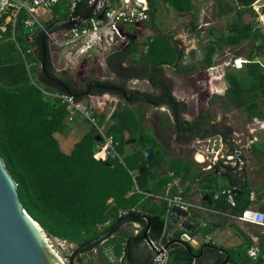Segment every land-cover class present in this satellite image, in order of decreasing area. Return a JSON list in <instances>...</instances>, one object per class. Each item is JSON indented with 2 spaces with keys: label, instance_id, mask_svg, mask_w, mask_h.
<instances>
[{
  "label": "trees",
  "instance_id": "trees-1",
  "mask_svg": "<svg viewBox=\"0 0 264 264\" xmlns=\"http://www.w3.org/2000/svg\"><path fill=\"white\" fill-rule=\"evenodd\" d=\"M149 1V17L146 25L156 28L155 10L162 0ZM173 8L181 10L190 6L191 0H163ZM204 1V0H201ZM218 5V14H230L232 21H226V29L215 31L208 27L200 45V59L203 67L214 63V56L226 48H233L245 43L249 49L245 54L248 60L237 71L225 73L226 88L218 95L223 111L241 110L246 119L262 117L260 101L264 99V68L257 62L264 52V26L259 15L264 13V5L255 9L256 0H213ZM87 5L86 0H79L70 11L67 1H58L50 7L51 17L43 21L46 27L50 22L77 15ZM9 7L0 10V156L5 162L10 175L17 183V193L27 213L38 223L47 237H56L74 245L82 244L106 230L123 212L144 213L150 218L148 237L165 244L163 235L167 201L165 197L179 195L181 199L199 194V203L207 208V215L197 212L193 206L188 209L203 220L196 230L203 235L221 228L233 216L251 204V186L242 172L222 169L219 177L214 172L218 163L209 170L188 157H173L168 154L158 137L146 125L140 110L128 104L119 105L109 115L97 112L89 107L91 116L103 132L112 137V144L117 155H104L101 146L104 143L96 127L88 120V127L77 139L69 152L62 151L55 132L64 131L70 112L67 105L58 98L47 96L41 88L48 91L64 90L49 83L40 71L41 52L37 44L41 30L34 36L24 24L28 13L20 7L14 20L6 21ZM199 10L194 8L189 19V30L197 37L201 28H196L195 21ZM55 28L53 31L60 29ZM233 28L231 31L230 29ZM88 53L85 54V56ZM179 57L176 44L167 32L157 30L141 40L129 36L126 43L107 53L105 63L114 84L124 88L131 72L136 73V66L146 64L147 71L159 63L173 64ZM47 70L58 76L71 90L83 91L88 80L109 83L110 79L84 75L83 80L75 82L72 73L60 76L51 65L48 55ZM196 68L185 67L179 63L175 71L183 72ZM67 71V70H63ZM110 90L92 88L91 94L100 95ZM136 97V96H134ZM84 101L85 97H75ZM213 101V100H211ZM166 125H171L169 116H165ZM213 133L218 129L213 126ZM232 129L223 134L224 142L234 153L236 144L232 141ZM99 135V137H98ZM135 138L131 143L126 140ZM151 146L154 157L147 160L143 149ZM240 156V155H239ZM180 183L190 179V183L179 189L172 180ZM196 183V188L192 187ZM168 188V189H167ZM167 189V192H166ZM230 190L234 204L227 200ZM206 195L203 199L202 195ZM210 200V202H209ZM137 222L140 235L146 225L144 219L122 217L103 242L85 248L77 261L82 264L81 254L95 249L102 264H119V257L125 252V240L133 232L122 224ZM121 227V229H119ZM259 253L255 259L247 254L250 240L227 248L233 264H259L264 260V233H259ZM141 240H132L131 244ZM168 250L169 263L192 261L197 251L190 245L184 247L172 244ZM220 255L216 250L211 249ZM112 255V260L108 255ZM200 263L199 259H194Z\"/></svg>",
  "mask_w": 264,
  "mask_h": 264
},
{
  "label": "water",
  "instance_id": "water-1",
  "mask_svg": "<svg viewBox=\"0 0 264 264\" xmlns=\"http://www.w3.org/2000/svg\"><path fill=\"white\" fill-rule=\"evenodd\" d=\"M97 1L98 0H93L90 4L86 5L85 8L74 18L54 20L41 30L39 43L37 44L41 52L40 71L49 83L61 87L64 92L73 97H85L88 99L91 95V89L98 88L116 91L122 96H126L127 99L131 98L132 95H137L140 98L147 100L148 98L138 89H133L127 94L126 90L122 87L92 79L87 81L85 90L74 91L71 90L58 76L49 73L47 70L46 63L49 55L47 33H51L57 27H67L85 22L87 18L93 14ZM7 2L8 0H0V10L5 7ZM101 16V13L98 14V17ZM259 17L260 22L264 24V13H261ZM230 30L232 31L233 28ZM37 31H39V28L35 27L30 30V33L34 36ZM113 103L114 98L111 100V105H113ZM67 108L68 111L71 110V106H67ZM134 140L135 138H130L126 140V143H131ZM211 141L215 142V149L219 148V145H221L219 152L216 154V160L219 159L220 152H222L223 155H231L229 147L225 144L219 134H214L211 137ZM235 153V155H232L229 158L224 156L222 158L223 162L220 163V166L226 168V170L235 171L239 166V155L237 154V150H235ZM143 154L147 160L154 157L151 146L145 147L143 149ZM231 162H235V165L232 167H225L226 163ZM203 197L206 198L207 196L204 194ZM122 217L144 219L146 225L140 235H136L138 232L136 230L132 235H129L126 238L125 252L119 257V264H124V258L133 254L132 240L145 241L150 250L148 264H153V255L157 253V251L154 249L153 241L148 237L150 218L147 214L137 212L121 213L106 230L82 244L75 245L69 253L67 261H65L58 254L38 223L23 207L17 193V183L10 175L4 160L0 156V264H81L77 261V256L88 246L103 242L117 227ZM199 225L200 220L188 208L173 203L166 211L165 215L163 229V235L166 236V242L164 244L165 248L168 249L173 243L180 244L187 248V236L195 234V230ZM203 246H209L213 250H218L220 255L213 251L204 253L202 247L197 254L192 255L194 259L200 257L205 258L209 264H233L227 251L210 244H204ZM142 253H145V251L142 250ZM194 259L192 261L175 264H201Z\"/></svg>",
  "mask_w": 264,
  "mask_h": 264
},
{
  "label": "flooded vegetation",
  "instance_id": "flooded-vegetation-1",
  "mask_svg": "<svg viewBox=\"0 0 264 264\" xmlns=\"http://www.w3.org/2000/svg\"><path fill=\"white\" fill-rule=\"evenodd\" d=\"M169 36L176 44L179 55L176 61L173 64L159 63L151 66L149 71H147L148 66L146 64H141L136 66V73H129L132 77L125 81L124 89L127 94L133 89H138L148 99H142L137 95H132L131 98L127 99L126 96L110 90L111 92L109 94L115 98L113 108L124 104L138 108L143 115L145 123L148 122L146 124L158 137L160 143L166 147L167 151L169 149H178L180 156L185 157L193 149L194 144H202L204 150L211 151L212 148H215V142L211 141V137L215 134L212 130L213 126L218 129V133L216 134H219L224 141L223 134L229 131V125L225 121L224 115L220 119L213 117L214 112L212 106L214 101L211 100L216 98V96L212 98L216 94L210 92L208 81L206 83L201 82L203 76L199 72H195L193 69L183 72L167 71V68L175 71L179 63L185 64V67H192L193 62H185L184 58L190 52L196 50V47H194L195 42L191 40L185 42L186 36L177 37L175 34H169ZM91 70L85 73L83 70L77 71L73 80L75 82L82 81L84 75L92 74ZM66 73L68 72L62 71L60 76H65ZM203 75L206 80L209 78L207 71ZM92 77L95 76L92 75ZM109 81L110 84L121 87L120 85L114 84L113 80L110 79ZM130 81L132 83L142 81L147 85V88L130 85ZM218 106H221V104ZM166 115L171 119L170 126L165 123ZM234 134L235 132L231 131L232 141L237 145L239 140L234 139ZM204 154L213 156L212 152H204ZM221 154L223 153H220L218 160L215 159L212 163L209 162L208 165L210 166L204 169L209 170L214 163H218V167L213 170L216 174H221L222 169H226L220 166V163L223 162ZM234 165L235 162H231L225 165V167H232ZM129 224L131 222L124 223L122 227L129 228ZM137 229L139 231L140 226ZM130 230L133 232V229ZM132 245L133 254L124 258V264H148L150 254L145 241L141 240ZM142 250L145 253H142ZM81 262L83 264V260Z\"/></svg>",
  "mask_w": 264,
  "mask_h": 264
},
{
  "label": "built area",
  "instance_id": "built-area-1",
  "mask_svg": "<svg viewBox=\"0 0 264 264\" xmlns=\"http://www.w3.org/2000/svg\"><path fill=\"white\" fill-rule=\"evenodd\" d=\"M58 1H67L69 3L70 11H72L76 2L79 0H8L5 6L10 8V13L5 17V20H14L19 8L23 7L28 13L27 17L24 19V24L30 29L37 27L40 30H43L45 26L43 25V21L37 16L35 9H50V7ZM92 1L93 0H86L87 5ZM100 13L102 16L98 17V14ZM75 16L76 15H71L67 18H74ZM148 17V0H98L93 14L87 18L85 22L72 26L61 27L56 31L47 33L48 45L49 40L53 39L54 42L63 46L61 52H64V57L67 62L74 63L81 54H85L94 48L103 47L105 44H109L114 41L115 36H128L129 28L133 25L145 24ZM0 29L3 30L4 26H1ZM249 61L252 60H248L244 56H231L227 60H224L222 65H220L219 62H216L207 67L206 71L209 75L210 81L215 84V82H218V79L224 75V66L240 68L244 63ZM255 61L259 62L258 59H255ZM261 65L264 68V65ZM41 89L47 96L58 98L61 102L66 103L67 106H71L68 119H71L72 112H80L84 115L87 120L96 127L99 135L104 140V143L101 146L103 154L105 156L108 154L118 156L113 147L111 135L103 132L102 126L97 124L94 117L91 116L89 110V107L92 106L103 111L107 102L109 106L110 97L108 95H90L87 99V103L91 105H88L89 107H87V105H83L81 101L75 100V97L67 94L66 92L48 91L44 88ZM214 91H218L217 88H215ZM204 152H212L215 160L216 154L219 151L218 149L212 148L211 151L204 150ZM224 156L230 157L229 155L221 154L222 158ZM209 166L210 165H207V167ZM226 192L228 202L233 205L234 200L230 190H227ZM165 199L167 201V210L173 203H177L184 208L191 206L189 202L181 199L179 195L165 197ZM236 217L241 221L264 226V213L252 207L244 208ZM153 246L157 251V253L153 255V264H170L168 262V250L165 248L164 243L160 240L156 242L153 241Z\"/></svg>",
  "mask_w": 264,
  "mask_h": 264
},
{
  "label": "rangeland",
  "instance_id": "rangeland-1",
  "mask_svg": "<svg viewBox=\"0 0 264 264\" xmlns=\"http://www.w3.org/2000/svg\"><path fill=\"white\" fill-rule=\"evenodd\" d=\"M231 2L230 0H228ZM264 5V0H256L253 3V7L255 9H260V7ZM197 7L199 10L197 19L195 21L196 28H201V36L197 37L193 32H190L189 30V19L191 17V13L193 12L194 8ZM260 16V15H259ZM230 22L234 18L230 14H222L219 16L218 14V5L213 0H191L190 6L187 9L182 8L181 10L177 8H173L169 6V4L165 1H161V3H158L155 10V17H154V23L156 25V28H150L145 24H139V25H133L131 28L128 29V36L123 37H117L115 36L114 41L110 42L109 44H105L103 47H97L93 50H90L87 52L88 54L85 56V54H81L78 56L77 61L74 63H69L64 57V52H61V49L63 46L59 45L57 42H54L53 39L49 40V56L52 63L53 70L58 74L63 70H67L68 73H72V75H76L77 71L83 70L84 73L88 72V70H91V73L97 77V78H110L112 74L108 71V68L105 63V57L108 52H110L113 48H116L117 46H120L121 44L125 43L129 36H134L136 40H141L145 36L149 34H154L157 30H160L162 32H167L171 35L175 34V36H186L185 42L193 41L195 42L194 47H196V50L190 52L186 58H184L185 62H193L196 63V68L193 71L199 72L203 76V79H201L202 83H206L208 81L210 92L215 93L216 95H212V98H216L213 100V117L220 119L224 114L226 115V120L231 121V128L235 129L234 139L239 140V143L246 142L248 132H245L243 130L242 124L240 123L241 119V113L240 110L237 112L234 110V112H225L222 110L220 105V102L218 100V95L222 94L224 92V88L220 85L218 87L213 86V82L210 81L208 78L207 80L204 78V72H206L207 67H203L202 64L199 61L200 59V45L201 41H199V38L201 39L202 36H204L206 29L208 27H212L215 31L225 30L226 27V21L225 19ZM260 21V17H259ZM261 29L264 31V26H261ZM190 32V33H189ZM193 36V37H191ZM191 37V38H190ZM249 49V44L245 43L243 45L233 47V48H226L223 53L219 54V58L217 59V62L222 65L224 60H227L231 56H244L246 52ZM263 56L261 60L264 63V52L261 55ZM168 72H176L171 69L167 68ZM219 80V79H218ZM218 83V82H216ZM130 85H134L136 87L140 88H147V85L142 81H137L135 83L129 82ZM214 87V89H213ZM215 88H217L218 91H214ZM212 93V94H213ZM111 108L107 104L104 106L103 112L106 113V115L110 112ZM225 112V113H224ZM72 117L82 118L84 124H82L83 127L87 128L88 124L87 118L82 115L80 112H72ZM240 114V115H239ZM148 123V122H146ZM147 125V124H146ZM257 125V124H256ZM148 126V125H147ZM258 137L262 138L264 137V132H254ZM55 136L60 144V147L62 151L69 152L71 149L73 143L79 139L80 136L72 135L69 133L61 132H55ZM197 152H200L203 155V160H201V166L203 169L208 168L207 165L209 162H213L214 157L210 155L204 154V146L202 144H194L193 149H191L190 153L186 154L185 157H188L194 161L193 156L196 157ZM191 153H193L191 155ZM168 154L170 156L178 157L180 156V152L178 149H169ZM197 159V158H196ZM229 163H226L228 165ZM190 182V179H187L183 182L181 185V188L183 189L184 186ZM51 244L54 246L58 254L67 261L68 255L75 246L72 243H69L65 240L56 238V237H48ZM83 264H102L101 258L98 255L97 250H90L83 254H81ZM110 259L114 260L115 258L112 255H108Z\"/></svg>",
  "mask_w": 264,
  "mask_h": 264
},
{
  "label": "crops",
  "instance_id": "crops-1",
  "mask_svg": "<svg viewBox=\"0 0 264 264\" xmlns=\"http://www.w3.org/2000/svg\"><path fill=\"white\" fill-rule=\"evenodd\" d=\"M35 12L37 16L42 20L45 21L51 17V11L50 9H44V8H36ZM245 57V55H244ZM263 56H259L257 59L259 60V64H263V61L261 60ZM219 58V54H216L214 56V63L217 62V59ZM213 63V64H214ZM262 66V65H261ZM224 75L220 77L218 83L215 82L214 86H222L224 89L226 88V81H225V73L229 70L237 71L240 68H232L230 66H224ZM112 76H110L111 78ZM110 78H100V79H110ZM108 95L110 98L109 106L111 108L110 112L114 109L113 105H111V100L114 98L111 96L108 92L102 93ZM93 95V94H91ZM96 95V94H94ZM115 100V98H114ZM86 100L81 101L83 105H86ZM87 105H91L88 104ZM260 107L261 112L263 113L262 117L253 116L251 119H246V114L240 110L241 113V119L240 123L242 124L243 130L245 132H248V136L246 139V142L244 143H238L236 145V148L234 149V153L229 155L230 157L232 155H235V150H237V154L240 155L239 158V166H238V172H242L244 175V178L248 181V183L251 186V193H250V200L251 204L249 207H252L256 210H259L260 212L264 213V137L260 138L258 137L254 132H264V99H261L260 101ZM91 109H94L97 112H103L101 110H98L92 106H90ZM237 111L236 109H232L230 111L226 112H234ZM239 111V110H238ZM237 111V112H238ZM110 112L107 114L109 115ZM225 113V112H224ZM228 114H224V117H226ZM240 115V114H239ZM217 119V118H215ZM227 124L231 128V121L226 120ZM84 124L82 118H73L71 114V119L67 120V127L64 129V133H69L76 136H81L85 132V127L82 126ZM257 124V125H256ZM233 132H236L234 128H231ZM221 145H219V148ZM224 147V146H223ZM218 148V151H219ZM222 153V152H220ZM196 160L195 162L201 164L200 160H197L195 156H193ZM229 158V157H228ZM217 177H219V182L223 183L224 179L220 177V174H217ZM172 183L177 184L179 186V189L181 190V185L183 183H180V181L175 178L172 180ZM190 182H188L186 185H188ZM185 185V186H186ZM184 186V187H185ZM192 187L196 188V183H192ZM168 189V188H167ZM166 189V192H167ZM203 197V195H202ZM203 199H206L203 197ZM187 202L191 204V206L194 207V209L203 214L207 215V208L199 203V194H194L187 198ZM210 202V200H209ZM194 214V213H193ZM195 215V214H194ZM200 220V225L197 227V229L203 224V220L195 215ZM140 226L137 222H131L129 224V228L133 229V232L136 231V229ZM196 229V230H197ZM138 230V229H137ZM195 230V232H196ZM259 233H264V226L257 225L254 223H249L245 221H241L237 219L236 216H233L229 222L225 223V225L221 228L214 229L211 233L207 235H203L202 233L198 232L196 234L187 236V245L192 246L197 253L202 248L203 252L206 253L210 251L212 248L209 246H203L204 244H210L214 245L217 248H221L226 251L227 248L237 246L239 244H242L245 242V237L247 236L250 240V244L248 245L247 254L252 258L255 259L259 253ZM177 244V243H173ZM172 245V244H171ZM180 245V244H179ZM218 251V250H216ZM196 253V254H197ZM220 253V252H219ZM150 254V250H149ZM261 258H264V249L261 253ZM200 260L201 264H209L205 258H197ZM246 264H253V263H246ZM259 264H264V260L260 262Z\"/></svg>",
  "mask_w": 264,
  "mask_h": 264
},
{
  "label": "bare ground",
  "instance_id": "bare-ground-1",
  "mask_svg": "<svg viewBox=\"0 0 264 264\" xmlns=\"http://www.w3.org/2000/svg\"><path fill=\"white\" fill-rule=\"evenodd\" d=\"M196 158H197V160H203V155L200 153V152H197V154H196Z\"/></svg>",
  "mask_w": 264,
  "mask_h": 264
}]
</instances>
